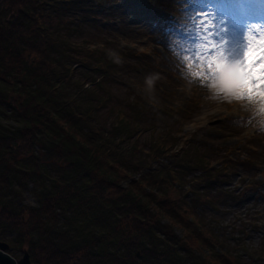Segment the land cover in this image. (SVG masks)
I'll list each match as a JSON object with an SVG mask.
<instances>
[{
    "label": "trees",
    "instance_id": "obj_1",
    "mask_svg": "<svg viewBox=\"0 0 264 264\" xmlns=\"http://www.w3.org/2000/svg\"><path fill=\"white\" fill-rule=\"evenodd\" d=\"M107 2L0 0V229L18 232L35 264H245L185 216L174 172L127 152L138 123L128 116L107 127L102 109L115 115L114 105L90 72L120 62L96 42H73L79 27L100 21L94 8ZM73 62L89 86L75 79ZM160 155L157 147L150 156ZM231 160L216 168L222 173L201 172L208 199ZM178 161L176 173L188 170L189 159ZM7 251L16 255L11 245Z\"/></svg>",
    "mask_w": 264,
    "mask_h": 264
},
{
    "label": "rangeland",
    "instance_id": "obj_2",
    "mask_svg": "<svg viewBox=\"0 0 264 264\" xmlns=\"http://www.w3.org/2000/svg\"><path fill=\"white\" fill-rule=\"evenodd\" d=\"M198 2L204 7H197ZM103 4L94 8L100 21L79 27L73 42H96L97 48L118 57L120 63L108 67V72H90V77L102 80L110 93L109 106L114 105L115 115L108 106L102 109L107 127L128 116L132 124L138 123L130 134L133 142L125 145L127 152L135 148L138 157L134 159L147 156V168L174 172L181 183L172 180L180 188L174 196L187 197L185 216L211 232L227 252L236 250L231 256L245 264H264V115L258 105L236 101L211 88L206 62L197 59L207 54L202 49L209 40L217 43L225 35L231 46L235 33L242 52L247 36L264 35V0H111ZM201 11L207 15H197ZM197 32L203 39L195 38ZM71 68L75 79L83 83V69L74 62ZM197 72L202 75L196 76ZM90 77L84 87L91 84ZM240 118L244 121L236 122ZM157 147L160 159L150 156ZM228 153L233 157L231 174L219 179L224 182L208 199L201 172L210 171L212 163L219 167ZM241 158L245 163L238 162ZM245 158L252 159L251 163ZM179 159H189V165L178 174ZM220 189L227 190L228 196ZM25 196L26 203L32 202L31 195ZM197 196L198 203H194ZM3 210L0 202V220H4ZM18 234L0 229L2 242L13 247L15 258L24 250L30 256L26 241L16 239ZM138 264L147 263L139 260Z\"/></svg>",
    "mask_w": 264,
    "mask_h": 264
},
{
    "label": "snow or ice",
    "instance_id": "obj_3",
    "mask_svg": "<svg viewBox=\"0 0 264 264\" xmlns=\"http://www.w3.org/2000/svg\"><path fill=\"white\" fill-rule=\"evenodd\" d=\"M197 15L207 14L201 11ZM200 27L203 31H207L203 25ZM194 36L197 39H203L199 32ZM236 40L235 33L231 46L225 35L217 43L209 40L202 49L207 54L197 55V59L201 63L206 62V72L209 74L208 79L211 80V88L236 101L258 105L259 113L264 115V35L247 36V43L242 52ZM195 75L201 76L202 73L197 72Z\"/></svg>",
    "mask_w": 264,
    "mask_h": 264
},
{
    "label": "water",
    "instance_id": "obj_4",
    "mask_svg": "<svg viewBox=\"0 0 264 264\" xmlns=\"http://www.w3.org/2000/svg\"><path fill=\"white\" fill-rule=\"evenodd\" d=\"M8 244L0 241V264H33L27 250L20 258H15L8 251Z\"/></svg>",
    "mask_w": 264,
    "mask_h": 264
},
{
    "label": "bare ground",
    "instance_id": "obj_5",
    "mask_svg": "<svg viewBox=\"0 0 264 264\" xmlns=\"http://www.w3.org/2000/svg\"><path fill=\"white\" fill-rule=\"evenodd\" d=\"M190 6H193V4L190 3ZM197 7H204V4L202 5V4H200V3L198 2V3H197ZM207 13H208V11H207Z\"/></svg>",
    "mask_w": 264,
    "mask_h": 264
}]
</instances>
